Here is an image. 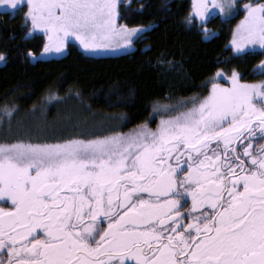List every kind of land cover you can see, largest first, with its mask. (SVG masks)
I'll list each match as a JSON object with an SVG mask.
<instances>
[{
	"label": "snow or ice",
	"instance_id": "snow-or-ice-1",
	"mask_svg": "<svg viewBox=\"0 0 264 264\" xmlns=\"http://www.w3.org/2000/svg\"><path fill=\"white\" fill-rule=\"evenodd\" d=\"M26 2L29 31L43 29L50 41L45 51L69 36L97 49L137 33L117 26V0ZM19 4L0 0V9ZM194 7L207 13L204 3ZM245 7L232 45L264 50V4ZM238 76L233 70L232 87L213 84L182 110L188 100L154 102L155 129L0 143V200L11 205L0 207V252L8 253L0 264H264V143H254L264 138V107L254 103L264 81Z\"/></svg>",
	"mask_w": 264,
	"mask_h": 264
},
{
	"label": "trees",
	"instance_id": "trees-1",
	"mask_svg": "<svg viewBox=\"0 0 264 264\" xmlns=\"http://www.w3.org/2000/svg\"><path fill=\"white\" fill-rule=\"evenodd\" d=\"M261 1L240 0L236 14L226 18L215 14L200 21L193 16V0H122L117 5L118 24L144 30L130 51L104 56L86 54L68 43L62 55L43 58L46 40L30 35L25 6L14 13L2 12L0 126L11 117L6 107L16 111V118L26 119L31 110L63 100L70 104L72 110L66 106L72 117L79 115L70 121L71 127L114 124L97 129L95 136H101L161 114L153 111L156 101L176 105L185 99L189 102L182 109L189 107L190 98H201L199 93L206 90L203 84L228 81L233 70L240 82L246 81L243 77L255 81L250 69L260 66L264 55H232L230 43L243 20V7ZM111 117L116 118L105 121Z\"/></svg>",
	"mask_w": 264,
	"mask_h": 264
},
{
	"label": "rangeland",
	"instance_id": "rangeland-1",
	"mask_svg": "<svg viewBox=\"0 0 264 264\" xmlns=\"http://www.w3.org/2000/svg\"><path fill=\"white\" fill-rule=\"evenodd\" d=\"M121 1L122 0H117V5ZM197 3H204L208 5L207 13L199 17L196 16V8L193 7V10H194L193 16H195L198 20L203 21L205 19L207 20L209 16H213L215 14L219 15L221 18H226V17L236 14L239 11L240 0H218V3L225 4L226 7H225L224 12H220L218 7L212 6L213 0H193V6L194 4H197ZM259 4H264V1H261ZM22 6H25V13H26L28 11L26 0H20V4L17 6L16 9L14 10L13 9H8V10L0 9V13L2 12L14 13L18 8ZM246 14H247L246 7H243L240 15H242V18L244 19ZM26 20L29 23L30 28H32L31 20L30 19H26ZM119 25L120 24H118V21H117V26ZM143 30H144L143 28H137V33H133L131 36L126 37V39L130 41V43L128 44H125L120 37H113L110 41H107V43L110 44L109 47L97 48V49H85L79 40H77L74 36H69L67 38H64L63 48H61L59 51H57L55 47H51L48 51H45L43 48L41 52V57L51 58V57L62 55L65 52L68 43H73L75 45H78L82 49V51H84V53L86 54H91L92 52H95V51L96 52H110L112 54L128 52L133 48V41L136 39V37H138V35L142 33ZM33 34H40L44 36L46 43H50L43 29H33V31L30 32V35H33ZM230 45H231L233 52L235 53H241L247 50L261 49L258 43L256 45H246L245 48L239 51H237L233 47L232 40H231ZM0 63H2V60H0ZM53 100L54 99L52 98L51 101ZM66 105H68L69 109L72 110L68 102H64L63 100H61L59 102H56L54 105H51V106L48 105L47 107H40L38 109L31 110V112L28 113L29 116L26 117V119H24V117L16 118V115L18 114L15 113L16 111L14 112L12 111V114L9 115L11 117L6 120L7 123L5 124L4 122L0 126L1 127L0 132L2 136L1 138H6V140H13L15 138H18V139L39 138V137L45 136V138H50L52 140H55V141L50 140V142H56V140H67L71 138H83V137L91 138L92 136L90 135L94 136L95 133L98 132L97 129L112 128L114 126V124L112 125L106 122V123H103L102 125H96V124L90 125L89 124V125L83 126V124H77V125L75 124V126L73 125L71 127L70 121H72V119H74L75 117H78L79 115L72 117L71 116L72 114H69L68 112L69 110ZM100 117H104V116H100ZM115 118L116 117H111L109 119H106V120L104 119V120L108 121V120L115 119ZM108 134L110 133H105L104 135H108Z\"/></svg>",
	"mask_w": 264,
	"mask_h": 264
},
{
	"label": "flooded vegetation",
	"instance_id": "flooded-vegetation-1",
	"mask_svg": "<svg viewBox=\"0 0 264 264\" xmlns=\"http://www.w3.org/2000/svg\"><path fill=\"white\" fill-rule=\"evenodd\" d=\"M231 54L232 55H245V54L246 55H251V54H253V55H261V54H263L264 55V51H262V49H258V50H247V51H243L241 53H235V52L232 51ZM250 73H251V76L253 78H255L256 80L249 82L246 77H243L244 80H246V81L241 82V83L253 84V83H260V82L264 81V72L259 71V66L251 68L250 69ZM230 76H228V77L226 76V79L228 81H225V82L205 83V84H203L202 86L204 88H206V90L204 92L199 93V95L201 96V98H203L204 96H207L210 93L213 84H217V85H219L221 87H228V88L232 87L231 80L229 79ZM254 103L256 104V106L258 108L259 107H264V98L256 99V100H254ZM189 107H191V106H189ZM185 108H187V107H185ZM180 110H182V106H181V109ZM167 115H175V114L168 113ZM160 116H161V114H158V115H150V116H148L146 118V122H143V123H147L148 127L152 128V129H155L156 126H157V124H158V122H159ZM137 126H133L131 128H126V126H122L118 130L117 129L116 130L114 129L112 131H105V133H110L111 134L112 132H129L130 130H133ZM86 139H88V138H86ZM50 140L51 141H55V140H52V139L37 140V139H29V138H23V139L15 138L13 140H7L6 141V140H4V138L3 139L0 138V143L24 142V143H32V144H45V143H57V142L64 141V140H56V142H50ZM254 143L257 144V145L258 144H261V143H264V138H261L259 136V134H258L257 135V138L254 140ZM213 147H215V144H213ZM241 151H242V149H241ZM184 171H187V168L186 167L184 168ZM180 176L181 177L183 176V173L182 172L180 173ZM10 206H11L10 205V202H5L3 200H0V207L8 208ZM190 208H191V199L188 198L187 201L183 204V206L181 208V211L186 214L187 213V210L190 209ZM102 226L103 227H106L107 225L102 222ZM0 255H2L3 259L7 260L8 253H7V250L6 249L5 250H2V252H0ZM126 264H133V262L127 261Z\"/></svg>",
	"mask_w": 264,
	"mask_h": 264
},
{
	"label": "water",
	"instance_id": "water-1",
	"mask_svg": "<svg viewBox=\"0 0 264 264\" xmlns=\"http://www.w3.org/2000/svg\"><path fill=\"white\" fill-rule=\"evenodd\" d=\"M110 52H92L91 55L92 56H95V55H101V56H104V55H109ZM31 55V53H28V56Z\"/></svg>",
	"mask_w": 264,
	"mask_h": 264
}]
</instances>
